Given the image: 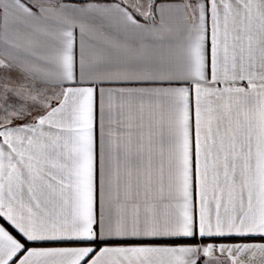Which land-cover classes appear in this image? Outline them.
Returning <instances> with one entry per match:
<instances>
[{
    "label": "snow or ice",
    "instance_id": "obj_1",
    "mask_svg": "<svg viewBox=\"0 0 264 264\" xmlns=\"http://www.w3.org/2000/svg\"><path fill=\"white\" fill-rule=\"evenodd\" d=\"M0 264H264V0H0Z\"/></svg>",
    "mask_w": 264,
    "mask_h": 264
}]
</instances>
